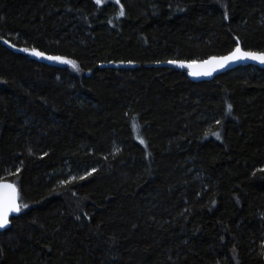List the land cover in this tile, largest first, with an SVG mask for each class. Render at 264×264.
Masks as SVG:
<instances>
[{"label": "trees", "instance_id": "16d2710c", "mask_svg": "<svg viewBox=\"0 0 264 264\" xmlns=\"http://www.w3.org/2000/svg\"><path fill=\"white\" fill-rule=\"evenodd\" d=\"M120 3L0 0V264H264V70L161 67L264 52V0Z\"/></svg>", "mask_w": 264, "mask_h": 264}, {"label": "snow or ice", "instance_id": "6c2138e0", "mask_svg": "<svg viewBox=\"0 0 264 264\" xmlns=\"http://www.w3.org/2000/svg\"><path fill=\"white\" fill-rule=\"evenodd\" d=\"M96 5H102L104 3V0H94ZM116 5H119V11L118 15L119 17L125 16V9L123 4L120 3V0H114ZM227 7L226 5L224 6ZM225 19H227V12L224 13ZM111 22V21H109ZM5 43H8V41H4ZM12 47H15V45H12ZM21 51L29 52L30 54L36 57H39L41 59H48L52 61H57L64 64H70L74 68L77 67V64L73 60H68L64 57L60 56H46L44 52L38 51L36 49H21ZM238 60H254L259 61L260 63L264 64V52H252V51H243L239 46L235 48V50L228 56L225 57H211L207 61H203L200 64H197L196 61H193L188 64L180 63V67H187L189 69H193V71L190 73L193 76H200V75H211L212 72L215 70L216 66L224 67L226 63L228 62H235ZM169 63H176L175 61H169ZM200 69V70H197ZM229 111L232 109V105H228ZM217 139H219V133H215ZM141 144H146L145 140L140 139L139 141ZM95 171V169H93ZM260 171H264V169H261ZM73 180L76 178L73 177ZM20 200V192L15 183L6 182V181H0V229L6 228L9 223V217L13 213H19L22 208H27V204H21L19 203ZM79 219V217H77Z\"/></svg>", "mask_w": 264, "mask_h": 264}, {"label": "water", "instance_id": "95a60500", "mask_svg": "<svg viewBox=\"0 0 264 264\" xmlns=\"http://www.w3.org/2000/svg\"><path fill=\"white\" fill-rule=\"evenodd\" d=\"M231 53H229L228 55H230ZM228 55H226V56H228ZM220 57H225V56H220ZM220 57H217V58H220ZM207 60H209V59H207ZM207 60H204V61H207ZM175 62L176 63L166 62L164 64H161V67H165V68H169V69H174V70H178V71L185 72L187 74L188 78L193 83L212 82L217 77H219L221 75H224V74H226L228 72H231L233 70H236V69H238L240 67H243V66H253V67H256L258 69L264 70V64L260 63L259 61H254V60H238V61H235V62H228V63L225 64L224 67H219L217 65L216 68H215V70L212 72L211 75L193 76V75L190 74L193 71V69H189L187 67H180L179 66L180 63L188 64V63H191V62H179V61H175ZM202 62L203 61H199V62H197V64H200ZM197 70H200V69H197ZM6 182H9V181H6ZM19 203H20V201H19ZM20 212L19 213H13L9 217V220H10L9 225L6 228H4V229H0V232H3L5 230H7L10 227L11 220L13 218L19 216Z\"/></svg>", "mask_w": 264, "mask_h": 264}]
</instances>
